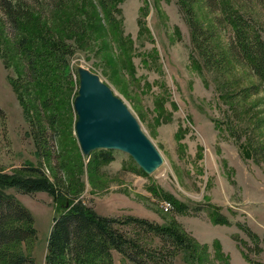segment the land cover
Wrapping results in <instances>:
<instances>
[{
  "label": "rangeland",
  "instance_id": "1",
  "mask_svg": "<svg viewBox=\"0 0 264 264\" xmlns=\"http://www.w3.org/2000/svg\"><path fill=\"white\" fill-rule=\"evenodd\" d=\"M224 1L264 31L257 0ZM186 6L204 31L196 39ZM231 29L223 4L211 8L205 0H114L109 8L99 0H68L47 17L23 21L16 35L0 14V176L47 181L34 190L1 183L33 215L35 234L18 246L33 264H46L47 237L63 202L157 225L178 222L206 246L195 253L179 249L173 264L264 262V84L231 53ZM23 36L29 45L43 36L64 42L71 47L68 68L46 66L38 54L33 72L17 44ZM79 65L126 103L161 154L154 170L145 173L118 149L104 162L92 160L96 149L82 153L73 107ZM167 196L199 208L178 211ZM215 211L228 222H216ZM239 222L258 235L261 251L246 249L254 241ZM118 226L133 233L131 224ZM141 234L150 247L160 241ZM111 252L113 264H134Z\"/></svg>",
  "mask_w": 264,
  "mask_h": 264
},
{
  "label": "trees",
  "instance_id": "2",
  "mask_svg": "<svg viewBox=\"0 0 264 264\" xmlns=\"http://www.w3.org/2000/svg\"><path fill=\"white\" fill-rule=\"evenodd\" d=\"M66 1L68 0H0V14L4 18L6 28H10L9 33L16 35L23 21L30 20L36 14L47 17L51 11L61 9ZM99 1L103 7L109 8L114 0ZM205 1L211 8L218 6V2L223 4L225 18L232 28L228 39L231 53L246 60L255 76L264 84V31L255 26L250 17L232 7L230 1ZM257 2L264 11V0ZM107 10L111 14L110 10ZM184 11L191 34L196 39V36L204 31L193 18L189 6H186ZM207 36L209 35L205 38ZM122 38L120 32L119 39ZM34 41L39 44L29 45L27 36H23L17 43L22 48L26 60L33 64V72L38 54L44 55L41 61H45L46 66H55L56 63L57 66H62L64 71L68 68L66 55H70L71 47L66 46L64 42H55L48 36ZM39 46L43 47L41 51L36 52V47ZM34 76L38 81L39 75L32 74L33 78ZM91 158L94 162H104L111 160L113 153L111 149L99 148L91 152ZM1 183L16 184L21 189L34 190L39 185H46L47 181L44 178L36 181L32 178L8 179L0 176V261L5 264H33V259L18 247L19 243L30 241L35 234L33 215L15 196L5 193ZM167 198L170 199L169 196ZM61 205L63 210L54 216L47 237L46 264H113L112 249L124 253L134 264H173L172 257L179 249L195 253L199 248L206 246L205 243H196L175 221L167 225H157L142 217L103 215L81 204L66 207L63 202ZM173 207L178 211H186L188 208L196 211L199 208L188 207L187 204L179 202H173ZM214 220L228 222L220 211H215ZM119 224H131L133 233L128 234L118 226ZM237 224L254 241V245L246 246V249L255 253L261 251L258 235L245 223ZM143 231L157 235L159 243L152 247L145 244L147 242L141 236ZM250 262L264 264L260 260Z\"/></svg>",
  "mask_w": 264,
  "mask_h": 264
},
{
  "label": "water",
  "instance_id": "3",
  "mask_svg": "<svg viewBox=\"0 0 264 264\" xmlns=\"http://www.w3.org/2000/svg\"><path fill=\"white\" fill-rule=\"evenodd\" d=\"M77 72L74 128L82 153L99 148L118 149L128 153L145 173L154 170L162 161L161 154L126 103L96 72L81 65Z\"/></svg>",
  "mask_w": 264,
  "mask_h": 264
},
{
  "label": "built area",
  "instance_id": "4",
  "mask_svg": "<svg viewBox=\"0 0 264 264\" xmlns=\"http://www.w3.org/2000/svg\"><path fill=\"white\" fill-rule=\"evenodd\" d=\"M161 204L165 205L166 207H169V206H170L169 201H166V200H163V201L161 202Z\"/></svg>",
  "mask_w": 264,
  "mask_h": 264
},
{
  "label": "bare ground",
  "instance_id": "5",
  "mask_svg": "<svg viewBox=\"0 0 264 264\" xmlns=\"http://www.w3.org/2000/svg\"><path fill=\"white\" fill-rule=\"evenodd\" d=\"M163 205V204H162ZM165 206V205H164ZM166 207V206H165ZM168 209V207H166Z\"/></svg>",
  "mask_w": 264,
  "mask_h": 264
}]
</instances>
